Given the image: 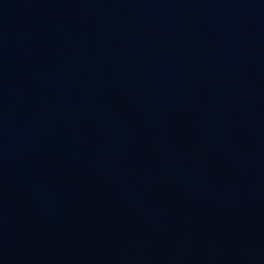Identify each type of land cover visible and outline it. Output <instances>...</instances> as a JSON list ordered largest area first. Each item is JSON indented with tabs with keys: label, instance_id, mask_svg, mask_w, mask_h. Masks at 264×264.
Instances as JSON below:
<instances>
[{
	"label": "water",
	"instance_id": "water-1",
	"mask_svg": "<svg viewBox=\"0 0 264 264\" xmlns=\"http://www.w3.org/2000/svg\"><path fill=\"white\" fill-rule=\"evenodd\" d=\"M0 264H264V0H0Z\"/></svg>",
	"mask_w": 264,
	"mask_h": 264
}]
</instances>
